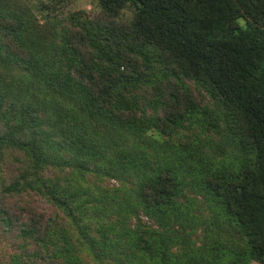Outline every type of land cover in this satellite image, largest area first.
<instances>
[{"label": "trees", "instance_id": "obj_1", "mask_svg": "<svg viewBox=\"0 0 264 264\" xmlns=\"http://www.w3.org/2000/svg\"><path fill=\"white\" fill-rule=\"evenodd\" d=\"M125 1L60 17L44 50L23 12L0 18V264H57L43 247L64 221L84 239L76 264H264V0H130L129 20ZM67 170L131 186L83 203ZM125 208L159 229L92 234Z\"/></svg>", "mask_w": 264, "mask_h": 264}, {"label": "rangeland", "instance_id": "obj_2", "mask_svg": "<svg viewBox=\"0 0 264 264\" xmlns=\"http://www.w3.org/2000/svg\"><path fill=\"white\" fill-rule=\"evenodd\" d=\"M0 4H3L5 6L0 9V18L2 14H4L18 28L19 21L8 11L9 9L13 8V9H16L18 12H23V14L29 20L28 23L31 24L32 26L37 27V29L30 27V29L33 28L32 35L33 36L35 35L34 41L29 42V44L32 45L33 47L35 45H39L40 47V43L49 44L51 46L52 40H56L57 42L60 41L59 35L55 34L53 30V24H56L57 22H59L60 17L65 16L67 14L69 15L70 13L75 12V11H85L89 15H91L100 10L97 0H0ZM7 8L8 10H6ZM134 10L135 8L133 5V2H131L130 0H127L124 2V4H122L119 7L117 16L121 19L129 20L132 18ZM3 26L4 25L0 23V36L4 38L5 33L1 32ZM40 48L43 49L42 47ZM51 54L53 55L52 47H51ZM15 67L16 66H14L12 70V76H14L15 79L14 78L13 79L15 80L16 84L21 85L22 78L20 79L17 76L18 68H15ZM9 77H11V74H8L7 79ZM95 123L96 121L93 120L92 125L88 128L89 131L94 132L96 129L101 127V126H96ZM149 131L152 133L155 130L152 127H150L148 132ZM158 135L161 136V140L164 139L163 134L158 133ZM88 164L89 166H91L92 162H89ZM127 168L128 167H126L124 170H127ZM71 170H67L63 174V178L73 183H76L75 180L78 181V184H77L78 187H82L83 189L82 191L78 190L77 194H78V198L81 201H83V203L89 201L94 195V193L96 194L97 197H99L100 193L102 192L108 196L117 197L116 194L117 192H119L121 186H123L124 184H128L127 185L128 187L131 186L130 182L127 180L129 179V177H131L130 173H128L126 176L119 175V178L111 177L107 175L96 177L93 171H87L85 174L84 173L81 174L80 172L73 170L74 172L77 173L76 175H74L73 171ZM66 183L68 182L64 180L63 184H66ZM125 187L123 186L122 190H124ZM84 188L86 189L88 188L89 190H92V192L94 193L90 196H87L86 189L84 190ZM114 188L116 192H113ZM102 189H104L105 191H100ZM187 192H188V195H190L191 194L190 192L192 191H190L189 189ZM125 196L129 197L130 193L126 192L125 194H122L119 198H116V200L125 201L126 200ZM34 198H35V203L39 210L44 212L47 216L53 214L55 217L54 213L57 211L56 206H54L49 200H47L44 196L40 194L34 193ZM110 207H113V206L111 205ZM131 210L132 211L126 210L125 208V210L118 212L117 214L114 213L115 211L113 210L112 211L113 213H111L109 217L103 216L104 223L101 226V229L98 230L97 233L95 230H93L92 234H94V236L99 235L98 238H100L102 235V232L107 231L109 232L108 234H109L110 239L123 240L125 239L123 235L124 228L121 227L123 225L127 228H130L131 231L132 229L135 230L136 233H133V234H136V235L137 233L146 235L155 229H159V226L156 223V221L152 217H149L148 215H146L143 212V210H138V209H135V210L131 209ZM203 210L204 211L202 212H200L199 210H196L195 213L201 216V215H207L210 212L207 208ZM83 221L85 220L83 219ZM200 221L196 222V224L194 223V226L198 228L196 232L193 233L192 235L193 240H195L196 244H199L203 241L207 242L208 240H210L208 238H206L205 240L203 229L204 227H207V226L205 223H201ZM113 224L115 225L116 234L114 231H111L110 229V228L114 229ZM187 231L191 232V226L189 225L187 226ZM182 233H185V232H182ZM83 240L84 239L79 235L77 230H75L71 226V224L67 223V221H64L63 223H60L56 227L55 232L51 236V239L49 240L47 244L44 245L43 248L47 250L49 254V258L56 260L58 262L57 264H76L74 262L75 259L72 256L78 254V252H81L83 250L82 248V246L84 245L82 242ZM172 248L173 247H171V249ZM121 253H123L124 255L125 249H123ZM13 254H11L10 256H12ZM115 254H116V257L114 258V260L111 259L112 261H109L108 264H120L117 261H120L122 263L121 257L118 255V253H115ZM84 257L89 264H98L96 262L97 260L96 259L94 260L90 255H87L86 252H84ZM252 264H262V263L258 261H252Z\"/></svg>", "mask_w": 264, "mask_h": 264}]
</instances>
